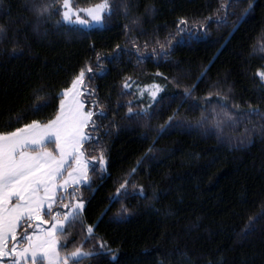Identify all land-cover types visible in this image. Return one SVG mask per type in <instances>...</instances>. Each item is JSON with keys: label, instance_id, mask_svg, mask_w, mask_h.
<instances>
[{"label": "trees", "instance_id": "16d2710c", "mask_svg": "<svg viewBox=\"0 0 264 264\" xmlns=\"http://www.w3.org/2000/svg\"><path fill=\"white\" fill-rule=\"evenodd\" d=\"M44 3L55 5L51 18L32 7ZM62 3L0 4V131L53 119L87 65L85 99L108 113L88 129L99 142L84 151L97 162L69 197L85 207L62 254L103 244L80 264H264V119L239 115L264 114V0H108L114 14L92 29L57 24ZM154 85L155 100L140 95Z\"/></svg>", "mask_w": 264, "mask_h": 264}, {"label": "snow or ice", "instance_id": "6c2138e0", "mask_svg": "<svg viewBox=\"0 0 264 264\" xmlns=\"http://www.w3.org/2000/svg\"><path fill=\"white\" fill-rule=\"evenodd\" d=\"M3 2L4 0H0V4ZM54 6L53 3H44L33 4L32 7L38 16L47 15L51 18ZM81 12H86L92 22L99 23L105 16L113 15L114 9L108 0H102L100 4L88 9L74 8L71 0H63L62 6L56 9V14L61 17L56 23H79L90 27L89 21L81 18ZM180 23L186 24L187 21L181 20ZM4 32V28L0 26V34ZM2 38L5 37L0 35V39ZM160 49L167 55L164 44H160ZM86 72L93 73L90 65L82 68L71 81L70 87L61 91L57 97L59 109L53 119L43 123L32 120L14 130L0 131V260L11 257L13 264L24 259L30 264H37V261L41 264L44 261L47 264H80L82 259L100 256L105 251L103 244L100 245V252L85 251L81 245L70 253L63 256L60 254L62 247H68L66 242H61L62 236L67 232L65 225L71 226L76 222L84 208L82 199L74 203L64 201L70 196L78 195V186L89 181L84 144L93 140L99 142L87 129L96 131L100 127L97 120L108 116L98 99H85ZM258 75L264 78V71H260ZM123 87L127 89L131 85L126 81ZM159 90V85L149 86V95L154 99ZM87 95H95L94 90L89 89ZM186 95H191V92H186ZM50 103L51 101L45 100L43 104L36 106L35 111L39 112ZM224 103L227 104L226 101ZM128 113L136 117L147 116L148 109L133 113V109L129 107ZM239 115L245 118L255 115L264 119V114L257 108ZM172 119L173 117H169V121ZM48 143L54 144L58 151L48 150ZM100 158L104 160L103 152ZM72 161L75 162V167L72 166ZM127 185V180L120 185L125 193ZM114 199H120L119 189ZM56 205L65 211L57 210L53 215ZM123 211L126 212L127 209ZM45 216L51 219H45ZM41 225L48 227L42 228ZM86 231L90 241L94 228L89 225ZM21 241L26 247L19 246ZM112 259L115 260L116 257L113 256Z\"/></svg>", "mask_w": 264, "mask_h": 264}, {"label": "rangeland", "instance_id": "374dc122", "mask_svg": "<svg viewBox=\"0 0 264 264\" xmlns=\"http://www.w3.org/2000/svg\"><path fill=\"white\" fill-rule=\"evenodd\" d=\"M71 5L73 6V4L71 3ZM62 6V5H61ZM74 7V6H73ZM74 8H76V7H74ZM89 8H91V7H89ZM77 9H88V8H77ZM81 18L82 19H86V20H88L89 21V23H90V27H86V26H83V25H80L79 23H74V24H68L67 22H64V23H66V24H68V25H72V26H76V27H79V28H82V29H92V28H102L103 27V21L102 22H99V23H96V22H92L91 21V18L87 15V13L86 12H81ZM261 71H264V69L263 70H261ZM260 72V71H259ZM258 72V73H259ZM258 77H259V79L261 80V82L264 84V78H261L259 75H258ZM141 92H143V95H141ZM159 92H160V90L157 92V95H156V97L153 99L150 95H149V87H147V88H144V89H142L141 91H140V95L141 96H149L150 98H151V100L153 101V100H155L157 97H158V95H159ZM63 98V97H62ZM87 132H88V129H87ZM87 143V142H86ZM51 143H48L47 144V148H48V150H50V151H53V152H57L58 150L55 148V146L53 147V148H51V147H48L49 145H50ZM52 145V144H51ZM85 145V144H84ZM85 152V151H84ZM84 159L87 161V163H88V175H89V172H90V169H91V167L93 166V163H96L97 161H90V159L87 157V154L85 153V156H84ZM72 163V166L73 167H75V162L74 161H72L71 162ZM101 166L102 167H105V162H104V160L103 161H101ZM88 182H86V183H81L78 187H80V186H83V185H86ZM69 201H71L72 203H74L75 201H76V199L74 198V199H72L71 198V200H70V198H68V199H66L65 201H64V203H68ZM84 207H85V204H84ZM57 210H60V211H65V210H63V209H61L60 207H59V205H56V206H54V208H53V215L55 214V211H57ZM83 210H84V208L81 210V213L83 212ZM45 219H51V217H49V216H45ZM67 226V224L65 225V227ZM41 227L42 228H44V227H48V225H41ZM29 232H31V229H29ZM18 235H19V233H18ZM11 246V244H9V247ZM21 248L22 247H26V245L23 243V241H21L20 242V245H19ZM60 254L63 256L64 254H62V252H61V249H60ZM71 263V262H70ZM0 264H13V259L11 258V257H6V258H4L3 260H0ZM16 264H30V262L27 260V259H24V260H17L16 261ZM37 264H41V262L40 261H37ZM43 264H47V262L46 261H44L43 262Z\"/></svg>", "mask_w": 264, "mask_h": 264}]
</instances>
